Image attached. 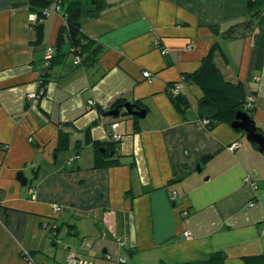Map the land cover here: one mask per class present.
<instances>
[{
	"label": "crops",
	"instance_id": "obj_1",
	"mask_svg": "<svg viewBox=\"0 0 264 264\" xmlns=\"http://www.w3.org/2000/svg\"><path fill=\"white\" fill-rule=\"evenodd\" d=\"M33 1L0 0V264H204L218 252L225 264H246L264 256V152L228 123L210 129L199 115L204 93L185 80L212 55L223 80L254 98L251 117L264 136V12L255 34L227 41L212 29L242 22L248 0H97L101 9L71 0L81 5L82 31L103 50L93 65H77L69 44L57 52L62 14L42 22L38 43ZM49 47L56 58L46 94L30 102ZM180 82L184 112L169 94ZM120 98L146 117L124 108L106 116ZM116 123L123 165L96 169L93 143L110 141ZM61 132L69 148L58 153Z\"/></svg>",
	"mask_w": 264,
	"mask_h": 264
},
{
	"label": "trees",
	"instance_id": "obj_2",
	"mask_svg": "<svg viewBox=\"0 0 264 264\" xmlns=\"http://www.w3.org/2000/svg\"><path fill=\"white\" fill-rule=\"evenodd\" d=\"M54 3V0H39L30 3V14H36L39 17V21L33 24V26L37 30L38 43L43 40L44 36L42 22L48 17L44 15V11L52 8V5ZM94 4L97 5L98 9L104 7L103 4L97 3V0H95ZM62 8V15L65 18L66 22L59 33L57 52L65 44H69L75 54V57H80L81 59V63L78 65H84L86 63L88 65H93L98 60L103 50L101 46L98 45V43L86 36L82 31L80 3L72 2L71 0H63ZM263 12L264 0H248L246 17L242 22L236 23L235 25L230 27V29L224 31L223 33H221L220 29L216 27H214L212 31L214 35L218 37L221 35L227 41L247 37L253 33L255 34V23ZM217 47H219V44H216L215 49ZM53 49L54 55L49 61L50 65L45 68L44 74L40 75L41 84L39 85V87L40 89H44L45 94L48 86L47 77L49 75V70L56 58L55 48ZM185 80L200 87V89L204 93L203 100H208L211 103L221 107L220 115L214 120H209V122L207 123L210 129H213L217 124L220 123H228L232 125V123L236 119V115L239 112L248 113L251 116L254 110V106L248 109L246 108L247 99L244 98V94L240 87H234L230 83H227L223 80L220 70L213 61L212 55L204 58L201 68L194 74L186 75ZM174 85L175 84H173L170 89V97L172 98L176 107L182 109V111L184 112L187 105L186 99L182 95V91L178 95H174V93L171 92ZM126 104V100L120 98L111 108V111L114 108H122ZM121 141L122 138L119 141L111 138L110 141L106 142H94V168L102 169L110 166L123 165L121 156L118 152ZM68 148L69 135L61 132L57 152H65L68 150ZM32 255L33 254L29 253V256L31 258ZM26 257L28 256L24 255V258ZM226 260L227 256L224 253L218 252L214 253L211 258L204 264H225ZM246 264H264V256L248 257Z\"/></svg>",
	"mask_w": 264,
	"mask_h": 264
},
{
	"label": "water",
	"instance_id": "obj_3",
	"mask_svg": "<svg viewBox=\"0 0 264 264\" xmlns=\"http://www.w3.org/2000/svg\"><path fill=\"white\" fill-rule=\"evenodd\" d=\"M122 108L126 110V113L130 116H134L140 119H144L146 117V111L138 108L136 105L131 103H127ZM115 109L107 113L108 117H119L120 110ZM221 113V107L211 103L208 100H203L199 106V115L203 120H214ZM232 129L237 132H244L246 134L247 140L259 147L260 152H264V136L258 132V128L252 119V117L248 113L239 112L236 115L235 121L232 123ZM18 181L23 187L28 186L29 181L25 178L23 173L18 175Z\"/></svg>",
	"mask_w": 264,
	"mask_h": 264
},
{
	"label": "built area",
	"instance_id": "obj_4",
	"mask_svg": "<svg viewBox=\"0 0 264 264\" xmlns=\"http://www.w3.org/2000/svg\"><path fill=\"white\" fill-rule=\"evenodd\" d=\"M54 1H55V3L52 5V8H50L49 10L47 9V10L44 11V15H45V16H49L52 12L62 14V12H63L62 1H63V0H54ZM29 21H30V23H32V24L37 23V22L39 21V17H38V15H36V14H30V15H29ZM156 45H157V47H159V46H160V43L158 42V43H156ZM162 52H163V54H167V50H163ZM53 55H54V49H53L52 47H49V48L46 50V56H45V58H44V63H43V68H42V70H41V74H44V70H45V68H47V67L50 65V62H49V61H50V59L53 57ZM75 61H76V64H77V65L80 64V63H81V59H80V57H76ZM40 77H41V76H40ZM144 77H145L147 80H149L150 82H152V80H153V76H152V74L149 73V72H145V73H144ZM40 80H41V78H40ZM40 80H39V85L41 84ZM182 84H183L182 82L175 84L174 87L172 88L171 92L174 93V95H178V94L182 91V87H183ZM39 91H40V92H39V97H38V95H31V94L28 95V97H27L28 101H30V102H34V101H36L37 99H39V98L45 96V91H44V89H40ZM91 104H93V103H91ZM252 106H254V98H253L252 96H250V97H248V99H247L246 108L248 109V108H250V107H252ZM208 122H209L208 120H204V123H205V124H207ZM118 127H119L118 123L113 124V126H112V130H113V132L111 133V138H112V139H115V140H117V141H119V140L121 139V136L118 135V134L116 133ZM239 147H240V144H239V143H236V144H234V145H232V146L230 147V150H231V151H235V150H237ZM76 159H78V157H74V158L70 159V160L68 161V165L73 164L74 161H75ZM254 188L257 189V186L255 185ZM175 196H176V193H173L172 198L174 199ZM250 206H253V204H250ZM61 210H62V208L59 207V206H55V207H54V211H55V213H58V212H60ZM185 236H186V237H190V233H186ZM25 255L28 256V257H26V259H27L28 261H33L32 258L29 256V253H28V252L25 253ZM108 258H109V257H108ZM66 264H87V263L84 262L82 259H79L78 257H70L69 259H67Z\"/></svg>",
	"mask_w": 264,
	"mask_h": 264
},
{
	"label": "rangeland",
	"instance_id": "obj_5",
	"mask_svg": "<svg viewBox=\"0 0 264 264\" xmlns=\"http://www.w3.org/2000/svg\"><path fill=\"white\" fill-rule=\"evenodd\" d=\"M40 75H41V73H40ZM41 78V77H40ZM26 261H27V259H26ZM28 263V262H27Z\"/></svg>",
	"mask_w": 264,
	"mask_h": 264
},
{
	"label": "bare ground",
	"instance_id": "obj_6",
	"mask_svg": "<svg viewBox=\"0 0 264 264\" xmlns=\"http://www.w3.org/2000/svg\"><path fill=\"white\" fill-rule=\"evenodd\" d=\"M3 5V4H2ZM5 5V4H4Z\"/></svg>",
	"mask_w": 264,
	"mask_h": 264
},
{
	"label": "clouds",
	"instance_id": "obj_7",
	"mask_svg": "<svg viewBox=\"0 0 264 264\" xmlns=\"http://www.w3.org/2000/svg\"><path fill=\"white\" fill-rule=\"evenodd\" d=\"M209 121V120H208Z\"/></svg>",
	"mask_w": 264,
	"mask_h": 264
}]
</instances>
